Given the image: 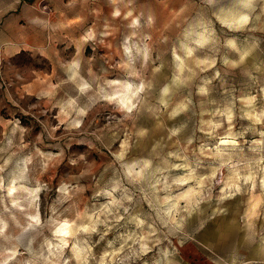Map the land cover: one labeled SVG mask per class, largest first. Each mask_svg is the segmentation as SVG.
I'll return each instance as SVG.
<instances>
[{
  "label": "rangeland",
  "instance_id": "374dc122",
  "mask_svg": "<svg viewBox=\"0 0 264 264\" xmlns=\"http://www.w3.org/2000/svg\"><path fill=\"white\" fill-rule=\"evenodd\" d=\"M0 264H264V0H0Z\"/></svg>",
  "mask_w": 264,
  "mask_h": 264
},
{
  "label": "crops",
  "instance_id": "0c3cea01",
  "mask_svg": "<svg viewBox=\"0 0 264 264\" xmlns=\"http://www.w3.org/2000/svg\"><path fill=\"white\" fill-rule=\"evenodd\" d=\"M47 38L45 37L44 40L41 39L40 40V45H36V44H33V46L30 47L31 50H40V52L42 53V50L46 49L47 48ZM21 51V49L19 50Z\"/></svg>",
  "mask_w": 264,
  "mask_h": 264
},
{
  "label": "bare ground",
  "instance_id": "6f19581e",
  "mask_svg": "<svg viewBox=\"0 0 264 264\" xmlns=\"http://www.w3.org/2000/svg\"><path fill=\"white\" fill-rule=\"evenodd\" d=\"M134 93H136V90H135ZM132 97H134V96H132ZM127 101H128V102H131V95L127 98ZM12 190H13V189H12ZM70 230H71V229H70V226H68V227L65 228L64 232H65L66 234H69Z\"/></svg>",
  "mask_w": 264,
  "mask_h": 264
}]
</instances>
